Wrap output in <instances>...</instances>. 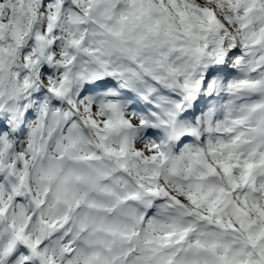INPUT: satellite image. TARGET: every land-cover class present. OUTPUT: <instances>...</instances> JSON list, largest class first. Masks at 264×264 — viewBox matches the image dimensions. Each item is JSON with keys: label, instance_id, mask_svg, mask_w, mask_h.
Wrapping results in <instances>:
<instances>
[{"label": "clouds", "instance_id": "9594fccd", "mask_svg": "<svg viewBox=\"0 0 264 264\" xmlns=\"http://www.w3.org/2000/svg\"><path fill=\"white\" fill-rule=\"evenodd\" d=\"M0 264H264V0H0Z\"/></svg>", "mask_w": 264, "mask_h": 264}]
</instances>
